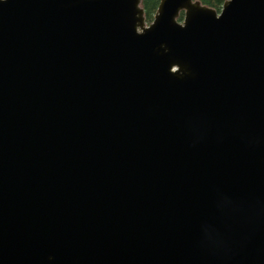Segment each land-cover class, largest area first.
Here are the masks:
<instances>
[{
  "label": "water",
  "instance_id": "1",
  "mask_svg": "<svg viewBox=\"0 0 264 264\" xmlns=\"http://www.w3.org/2000/svg\"><path fill=\"white\" fill-rule=\"evenodd\" d=\"M142 1L0 0V264H264V0Z\"/></svg>",
  "mask_w": 264,
  "mask_h": 264
},
{
  "label": "trees",
  "instance_id": "2",
  "mask_svg": "<svg viewBox=\"0 0 264 264\" xmlns=\"http://www.w3.org/2000/svg\"><path fill=\"white\" fill-rule=\"evenodd\" d=\"M162 0H143L142 7L145 12L146 22L150 24L157 13L158 7ZM203 6H206L210 9L216 10L220 12L224 6V4L228 0H199ZM184 14H181L180 21H183Z\"/></svg>",
  "mask_w": 264,
  "mask_h": 264
}]
</instances>
